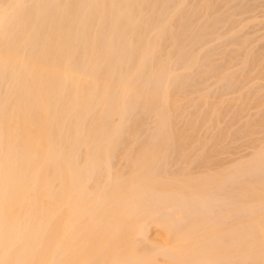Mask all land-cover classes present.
<instances>
[{
	"label": "bare ground",
	"instance_id": "bare-ground-1",
	"mask_svg": "<svg viewBox=\"0 0 264 264\" xmlns=\"http://www.w3.org/2000/svg\"><path fill=\"white\" fill-rule=\"evenodd\" d=\"M222 2L0 0V264H264V5Z\"/></svg>",
	"mask_w": 264,
	"mask_h": 264
},
{
	"label": "rangeland",
	"instance_id": "rangeland-1",
	"mask_svg": "<svg viewBox=\"0 0 264 264\" xmlns=\"http://www.w3.org/2000/svg\"><path fill=\"white\" fill-rule=\"evenodd\" d=\"M232 1H233L234 3H233ZM232 1H231V0H230V1H228V0L225 1V0H224V3L227 4V5H224V3L222 2L225 8L223 7V8H221L220 10H222V9H223V10H228V9L230 8V6H231V8H232V6H233L232 9L235 8V9L237 10L235 16L238 15L237 18H236V17H235V18H236V19L239 18V20H241L240 16L243 15V14H245L246 16H241V17H242V20H244V18L246 19V17L249 16L250 14H254V13L257 11V8L259 9V10H258L259 13L264 11V10H263L264 8H262V9L260 8V4H261V3H262L261 6L264 5V4H263V3H264V0H262V1H261V0H257L258 4L255 3V5H257L256 7H255L254 4H252V6L254 5V8H255L256 11L254 10V8H252V10H251V5H250V3H252V2H250V0H248L249 3L247 2V0H242V1H241V0H236L237 3H236L234 0H232ZM238 1L241 2V3H239ZM251 1H252V0H251ZM226 2H227V3H226ZM230 2H231V3H230ZM254 2H256V0L253 1V3H254ZM222 3H221V4H222ZM238 3H239V5H238ZM242 3H243V4H242ZM246 3H247V4H246ZM259 3H260V4H259ZM228 4H229V5L231 4V5L228 6ZM232 4H233V5H232ZM235 4L238 5V6H236ZM245 4H246V5H245ZM234 5H235L236 7H235ZM242 5H245V7H246V8H244L245 13H243V14L240 13V12L238 11V10H239V6H242ZM249 5H250V6H249ZM226 6H228V7L226 8ZM221 7H222V6H221ZM249 7H250V8H249ZM263 7H264V6H263ZM247 8H249V10H247ZM245 9H246V10H245ZM260 9L263 10V11H261ZM230 10H231V9H230ZM244 11H243V12H244ZM248 11H249V12H248ZM251 11L254 12V13H252ZM238 12H239V14H237ZM248 13H249V15H247ZM255 14H256V13H255ZM255 14H254V15H255ZM263 14H264V13H263ZM263 14H262V16L264 17ZM251 16H253V15H251ZM251 16H249V17H251ZM249 17H248V18H249ZM259 17L261 18L260 14H259ZM263 17H262V18H263ZM260 18H259V20H263V19H260ZM242 20H241V21H242ZM256 21H257V20H256ZM256 21H255V22H256ZM257 22H258V21H257ZM262 22H263V21H262ZM251 23H252V22H251ZM259 23H261V22H258V24H259ZM263 23H264V22H263ZM263 23L261 24L263 27H262L261 25H257V23H256V26H253V23H252V24H248V25H250V26H248V25L245 26V27H244L245 29L243 28L242 31H241V32H243V33H241V34H242V38L247 37V36H248V38H249V37L251 38V39L249 38V41H247L246 43H247V44L249 43L248 45H250V46L253 45L252 47H255L254 50H255L256 52L258 51V49H259L258 53L262 51V52H261L262 54H264V51H263L264 48H262V46H264V41H263L264 39L261 38L262 36L264 37V35H261V34H264V31H263V30H264V25H263ZM251 25H252V26H251ZM254 25H255V24H254ZM257 26H260V27H257ZM227 27H228V26H226V30L224 29V28H225L224 26L221 27V28H220V29H221L220 32L225 33L224 31H227V29H229V27H228V28H227ZM253 27H256V29H253ZM248 28H250V29L248 30ZM262 28H263V30H262ZM223 29H224V30H223ZM260 29H261V30H260ZM243 30H244V31H243ZM256 30L258 31L257 34H255V31H256ZM259 30H260L261 33H259ZM245 31H247V32L245 33ZM262 31H263V32H262ZM244 33H245L246 35H244ZM248 33H250V34H248ZM251 33H252V34H251ZM254 34H255V35H254ZM253 35H254V36H253ZM257 35H258V36H257ZM251 36H252V37H251ZM259 37H260L262 40L259 39ZM252 38H253V40H252ZM254 38H255V39H254ZM256 39H259L260 41L257 40V42H256ZM251 41L253 42V44H252ZM254 41H255L256 43H255ZM261 41H262V42H261ZM250 42H251V43H250ZM258 42H259V43H258ZM254 43H255L256 46L254 45ZM262 43H263V44H262ZM243 45H244V44H243ZM258 45H259V48H258ZM250 46L244 45V46L242 47V49L239 51V53H240V52L243 53V52H244L243 50H244L245 48H247V47L249 48ZM228 47H229V49H231V48H232V45H231V46H230V45H227L226 48H228ZM260 50H261V51H260ZM256 52H255V54H258V53H256ZM262 54H260V55H262ZM256 56H259V54L256 55ZM252 69H253V71L255 70L254 67L251 68V70H252ZM251 70H250V72H252ZM250 72H249V71L244 72V78H242V79H240V80L238 79L239 82H237V83L239 84L240 82L243 81V83H241L242 85H240V86L238 87V86H237V83H235L236 85H234V86L232 85L233 88H232V86L230 87L231 90H229V86H228V88H227L228 90L226 89L227 92H226V90L223 92V90H224V88L222 87L223 85L221 86L223 89H222V91L220 92V89H221V88L218 87V85L220 86V83H218V85H217V83L215 84V83L213 82L215 85H214V84L211 85V83H212L211 81H212V80H209V81H210V83H209L208 79H206V80H207L206 83H207V82L209 83V84H206V83H205V80H204L205 78H204V79L202 78L203 80H201V79L199 80V81H203V83H204V84L202 83V85H200V86H206V85H209V88H211L212 90H208L209 88L207 87L208 89L206 90V93H207V91H208V94H207V95L210 96V97L208 96L210 100H211L212 98H214V99H212V101H213V100H216L215 98H219V96H222L221 93L224 95L225 92H226L227 94H228V92H229V94L235 92L234 95H236V94H237V95H238V94H242V93L244 92L243 94L246 93V95H248L247 93H249V94H252V96L255 95L254 98H257V97L260 98V97L262 96V94L264 93V92H263L264 90H262V91L260 92V90L258 91V89L255 90L254 88H255V87H256V88H260V87H262V85H260V84H262L263 82L261 81V82H262V83H261V82H259L258 80L255 79V76H257L256 73L258 74V70H257V69L255 70L256 73H255V72H252V74H251L252 77H251V75H248ZM239 73H240V72H238V74H239ZM246 73H248L247 75L250 76V77L247 76V77H248V78H247V77L245 76ZM253 74H255V75H253ZM253 76H254V78H253ZM245 77H246L247 81L245 80ZM250 78H253V79H252L253 82L250 81ZM243 79H244V80H243ZM248 79H249V80H248ZM255 80L258 81V82H256ZM245 81H246V84H247V85L244 83ZM255 82L258 83L259 85H258V84L253 85V83H255ZM250 83H252L251 85L253 86V87H252V86L250 87V88L252 89V91H253L254 93H255V91H258V94H259V95H258V94H254L253 92H251V93L248 92L247 89L250 90V88H247V87L250 85ZM193 84H194L193 81L190 82V83H189L190 86L188 87V89L191 88V85H193ZM200 84H201V83H200ZM243 84H245L246 86H245V85L243 86ZM214 86H215V87H214ZM235 86H236V88L238 87L237 90H236ZM259 86H260V87H259ZM212 87H213V88H212ZM217 87H218V88H217ZM245 87H246V90H245ZM240 88H241V89H240ZM263 89H264V88H263ZM232 90H233V92H230V91H232ZM239 90H240V91H239ZM214 91H215V92H214ZM217 91H218L219 93H218ZM236 91H237V93H236ZM246 91H247V92H246ZM213 92H214L215 94H214ZM259 92L262 93V94H260ZM256 93H257V92H256ZM229 94H228L229 98H230V97H234L233 95H229ZM218 95H219V96H218ZM237 95H236V96H237ZM256 95H257V97H256ZM217 96H218V97H217ZM224 96H225V95H224ZM236 96H235V97H236ZM248 97L250 98L249 95H248ZM251 98H253V97H251ZM259 98H258V99H259ZM225 99H228L227 95L225 96ZM260 99H261V100L263 99L262 102L264 103V96H262V98H260ZM232 108H233V107H232ZM228 109H230V108H228ZM252 110L255 111V109H252ZM229 111H230V112L227 113V115H229V116H226V117H227V118L229 117V119H230V116H231L233 113L231 114V110H229ZM232 111H233V109H232ZM256 111H257V110H256ZM233 112H234V111H233ZM250 113H251V110H250V112H249V115H251ZM253 113H254V112H253ZM253 113H252V114H253ZM245 115H247L246 112H245ZM254 115H255V114H254ZM243 116H244V113L242 114V117H241L242 120H240V123H242V124L244 123V120L246 121L247 119L253 117V116H251V117H246L245 119H243ZM226 117H225V118H226ZM244 117H245V116H244ZM225 118H224V119H225ZM241 118H240V119H241ZM226 120L228 121V119H225V121H226ZM227 121H226V123H227ZM236 124H237V123H236ZM239 125H240V127H239L238 125H237V127L241 128V124H239ZM223 126H225V125L223 124ZM230 128H231V127H230ZM230 128H229V129H230ZM235 128H236V125L234 126V128H233L232 131H234ZM239 128H237V129H239ZM204 130L206 131V128H204V129L202 130L203 133H201V134H204V133H205ZM227 131H229L230 134L232 133L230 130H227ZM227 131H226V132H227ZM209 132H212V130L210 129ZM227 134H228V132H227ZM230 134H228V136H229ZM258 135H259V134H258ZM208 136H210V133H209ZM228 139H230V138H228ZM228 139L226 138V140H228ZM224 140H225V139H224ZM231 140H232V138L230 139L229 142H231ZM224 142H226V143L228 144L227 141H224ZM224 142H223V143H224ZM232 142H233V143L228 144V146H227V144L225 143V145H226L227 147H226L225 145H223V146L226 147V148H228L227 150H228L230 153H232V154H233V152H231V151H235V155H236V157L233 155V156L235 157V159H234V157H233L234 160H237V161L239 160V158L237 157V154H238V153H239L238 156H239L240 158H243V157L245 156V155H244V154H245L244 152H249V151H250V150L247 149L246 147H245L244 149H243L242 147H241L242 149L240 148V146H242V145H241V144H242V143H241L242 141L240 142V140H239V141H238V140H235V141H232ZM238 143H240V146L238 145V147H239L241 150H243V152H242L239 148H237V145H236V144H238ZM209 144L211 145V143H209ZM210 145H209V146H210ZM229 145H232V146H233V147L230 146V148H233V149H231V151H230ZM235 145H236V148H235ZM234 149H236V150H234ZM227 150H226V152L228 153L229 157H226L227 153H226V155H225V154H221V155H224L223 158L226 157L227 159H230V158H232V156H231L232 154H230ZM237 150H238V153H236ZM246 150H247V151H246ZM239 151H240V152H239ZM240 154L243 155V157H242ZM228 155H227V156H228ZM248 155H249V154H248ZM248 155H247V153H246V156H248ZM218 156H219V155H218ZM218 156H217V157H218ZM230 156H231V157H230ZM246 156H245V157H246ZM217 157H216V158H217ZM245 157H244V158H245ZM226 158L224 159L225 161H226ZM236 158H238V159H236ZM244 158H243V160H244ZM218 159H219V161H218L217 159H215V160H217V163L219 162V164H222V162H223L224 160L221 161L222 158H221V159L218 158ZM233 159H232V160H233ZM215 160H212V161H213V162H212L213 164L215 163V162H214ZM240 160H241V159H240ZM220 161H221V162H220ZM225 161H224V162H225ZM237 161H236V162H237ZM230 162H232V163H230ZM217 163H215L214 166L219 165V164H217ZM229 163H230V165H231V164H233V161L229 160V161H227L226 164H225V163H223V164H224V165H227V164H229ZM197 203H198V201H197L196 203H194L195 206L192 205L193 202L190 204V206H192V209H193L192 212L190 211V213H191V215H192L193 217H199V212L196 210V208H197L199 205H201V204H200V203L197 204ZM206 203H207V202H204V203L202 204V205H204V206L206 205L205 208H204V210L207 209V208H210L209 204L207 203V204H208V206H207ZM196 204H197V205H196ZM222 205H223V206H221V204L219 203V206H221V207H217L216 209L219 210L218 208H222V207H226V206H227V205H224V204H222ZM217 206H218V205H217ZM194 207H195V208H194ZM214 208H215V207H214ZM227 208H229V205L225 208V210H224V208H222L223 210L220 209V210H219L220 212L217 211L216 209H213V210H212L213 214H212L211 211H209V212L207 211V212H208V216H210V218H212V217L217 218V217H219L218 215L221 213V210H222V214H223V211H225L226 213H227V211H229V212L227 213L226 217H223L224 219L220 216V217L222 218L223 221H229V220L233 219L232 217L235 218V217L237 216V218H238V217L240 216V214H242L240 217H244L243 214L246 213L245 215H247V213H248V212H246V211H243V212L241 213V210L238 211V212H240V214L237 213V212L234 213L235 211H234V212H231L232 210H229L230 208L226 211ZM211 209H212V207H211ZM195 210H196V211H195ZM193 211H195V212H193ZM214 212H215V213H214ZM216 212H217V213H216ZM193 213H195L196 215L198 214V215H197V216H196V215H193ZM200 213H201V211H200ZM203 213H205V214H202V213H201V214H202V216H201V214H200L201 217H203V215L206 216V217H208L207 214H206V212L203 211ZM226 213H225V214H226ZM230 213H231V214H230ZM233 213H234V216H232V217L230 216V218H231V219H230L228 214L232 215ZM162 214H163V215H162ZM162 214L160 215V218H162V219H166L167 216L164 218L165 213H162ZM215 214H217V215H215ZM222 214H221V215H222ZM191 215L189 214L190 218L192 219V216H191ZM161 216H162V217H161ZM220 217L217 218L216 220H220V219H221ZM227 217L229 218V220H227ZM190 218H189V219H190ZM215 218H214V219H215ZM193 219H197V218H193Z\"/></svg>",
	"mask_w": 264,
	"mask_h": 264
}]
</instances>
